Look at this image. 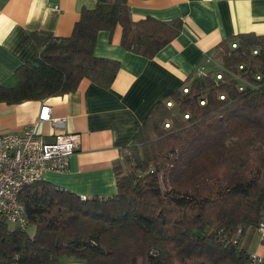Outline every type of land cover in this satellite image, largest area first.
<instances>
[{
	"label": "trees",
	"instance_id": "obj_1",
	"mask_svg": "<svg viewBox=\"0 0 264 264\" xmlns=\"http://www.w3.org/2000/svg\"><path fill=\"white\" fill-rule=\"evenodd\" d=\"M117 25L120 45L149 59L181 32L183 20H133L127 0H95L68 36L28 34L38 56L15 69V85L0 84V102L72 92L82 78L109 87L119 60L97 56L94 46L100 30L111 34ZM212 58L235 71L242 63L238 72L255 86L238 90L229 75L215 80L212 70L187 75L180 88L153 104L121 148L110 196L81 198L43 180L24 186L19 200L27 229L0 215V264H53L61 258L86 264H247L264 217V34L226 36ZM199 97L206 98L204 105ZM169 98L189 117L173 116L166 129Z\"/></svg>",
	"mask_w": 264,
	"mask_h": 264
},
{
	"label": "crops",
	"instance_id": "obj_2",
	"mask_svg": "<svg viewBox=\"0 0 264 264\" xmlns=\"http://www.w3.org/2000/svg\"><path fill=\"white\" fill-rule=\"evenodd\" d=\"M127 5L133 20L179 17L183 28L149 59L120 45L119 25L111 34L100 30L94 53L120 63L109 87L82 78L72 92L16 104L0 102V132L32 126L50 141L54 128L37 120L40 106L48 104L53 115L66 118V131L77 136L76 148L65 171L45 172L42 180L78 196L116 192L112 165L121 148L132 141L156 101L180 88L190 73L213 68L212 51L221 39L237 33L264 34V0H127ZM94 6V0H0V84L15 85V69L37 58L39 48L27 38L29 33L68 36L82 9ZM255 239L249 251L264 254V243ZM53 264L86 263L61 258Z\"/></svg>",
	"mask_w": 264,
	"mask_h": 264
},
{
	"label": "built area",
	"instance_id": "obj_3",
	"mask_svg": "<svg viewBox=\"0 0 264 264\" xmlns=\"http://www.w3.org/2000/svg\"><path fill=\"white\" fill-rule=\"evenodd\" d=\"M95 1V0H94ZM58 10V4L54 5ZM236 42L231 47H236ZM252 53H257L254 48ZM242 63L237 65V71L221 67L214 72V79L221 80L223 74L229 75L236 82L238 90L255 86L238 71L243 69ZM204 72L203 69L197 73ZM256 80H261L260 74H255ZM188 86L182 87L183 92H188ZM218 97L225 99V93L219 92ZM205 97H199L198 102L204 105ZM167 108L175 106L173 99L165 100ZM183 118H188L189 113H180ZM37 120L48 122L53 128V139L44 140L32 126L18 131L0 132V215L7 223L20 230L27 229V220L24 208L19 200V193L24 186L42 180L45 172H63L68 165V158L77 145V136L65 129L66 118L53 115L48 104H42L37 114ZM164 127H170L169 121L164 122ZM84 198L85 196H80ZM256 233L261 243H264V217L258 222ZM247 264H264V254L251 252Z\"/></svg>",
	"mask_w": 264,
	"mask_h": 264
},
{
	"label": "rangeland",
	"instance_id": "obj_4",
	"mask_svg": "<svg viewBox=\"0 0 264 264\" xmlns=\"http://www.w3.org/2000/svg\"><path fill=\"white\" fill-rule=\"evenodd\" d=\"M213 63V68L211 69L213 72H215L216 70H218L219 68H220V63L218 62V61H216V60H214V62H212ZM170 111H171V117L170 118H167L165 121H169V123H170V126H171V123H172V117L173 116H175V115H179V116H181V114H179V112L177 111V109H176V107L174 106V107H172V108H170ZM164 121V122H165ZM164 122H163V127H164ZM164 128H166V129H168V128H170V127H164ZM29 231H30V229H29ZM253 237V243H254V241L256 242V239L255 238H258V236L256 235V233H254V235L252 236ZM251 242H252V239H251ZM250 249H251V246H250ZM251 251H252V249H251Z\"/></svg>",
	"mask_w": 264,
	"mask_h": 264
}]
</instances>
